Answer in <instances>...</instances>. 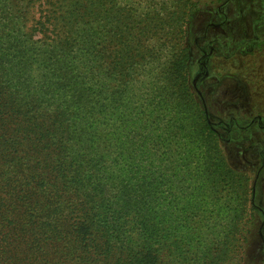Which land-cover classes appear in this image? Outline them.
<instances>
[{"label":"trees","instance_id":"trees-1","mask_svg":"<svg viewBox=\"0 0 264 264\" xmlns=\"http://www.w3.org/2000/svg\"><path fill=\"white\" fill-rule=\"evenodd\" d=\"M171 1L166 20L117 0H0V264H178L188 251L173 226L186 245L199 240L194 264H242L241 188L244 211L232 202L217 212L227 225L195 232L188 222L206 198L182 196L155 161L160 122L207 149L204 175L218 166L180 49L192 10ZM114 145L112 178L104 147ZM220 166L208 176L215 190Z\"/></svg>","mask_w":264,"mask_h":264},{"label":"rangeland","instance_id":"rangeland-1","mask_svg":"<svg viewBox=\"0 0 264 264\" xmlns=\"http://www.w3.org/2000/svg\"><path fill=\"white\" fill-rule=\"evenodd\" d=\"M184 1L192 10L182 28L180 41V49L188 55V86L194 102L199 105L198 110L205 115L213 132L214 140L208 142V150L214 152L213 145L218 147L212 164H221L219 171L226 177H222L217 190L213 189L208 176L218 166H212L206 175L202 173L210 163L207 149H196L197 141L181 139L179 133L167 134L160 122L157 124L160 129L155 161L161 168H168L176 181L184 183L182 196L196 191L199 200L206 198L196 214L199 219L188 222L195 232L210 231L215 226V219L227 225L226 218H217V212L223 207L225 210L232 202L238 204L236 197L241 188L243 193L239 196L246 199L245 213L250 215L242 224L247 236L242 264H263L264 0ZM164 2H167L165 7ZM117 7H126L127 11L135 8L139 16L166 20L175 10L171 0H117ZM35 18L38 19V15L32 16L30 22H35ZM114 146L104 147L106 156L110 157L106 158L105 164L112 178L118 166L114 167L113 161L120 153ZM121 167L129 168L130 163L123 161ZM91 182L94 181L86 182L87 188ZM196 184H204V191ZM179 194L174 189L173 198L177 202ZM174 205L176 209L172 213L177 218L182 210L175 202ZM177 222L183 224V220H179L175 226H179ZM173 229L178 231V237L172 241L178 243L183 254L186 249L188 251L186 257L178 259V264L182 261L183 264H194L199 240H194V249L193 240L186 245V240L180 239L182 228L179 227V231L173 226Z\"/></svg>","mask_w":264,"mask_h":264}]
</instances>
